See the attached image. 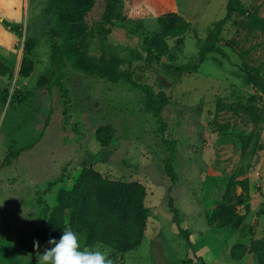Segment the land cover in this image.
Instances as JSON below:
<instances>
[{
    "label": "rangeland",
    "instance_id": "obj_1",
    "mask_svg": "<svg viewBox=\"0 0 264 264\" xmlns=\"http://www.w3.org/2000/svg\"><path fill=\"white\" fill-rule=\"evenodd\" d=\"M242 1L264 16V0ZM34 3L40 14L32 17L31 12L28 36L37 40L36 68L29 77L17 72L11 80L0 75V264H36L34 236L57 204L60 190L72 188L88 164L111 178L138 180L147 187L150 218L141 245L126 253L105 245L91 248L106 250L113 264H258L253 252L234 259L232 248L239 242L251 246L264 236V129L263 149L247 174L250 192L238 207L242 213L245 206L250 209L245 226L211 224L209 212L224 200L240 165L244 150L239 131L254 127L246 116L221 109L217 101L232 102L235 93L245 92L264 104V93L248 82L243 71L244 61L264 65V33L252 27L248 17L235 14L220 42L228 56L212 52L197 71L180 73L177 66L198 60L213 23L226 14L228 0H125L126 18L116 20L106 34L99 22L105 1L99 0L91 16L95 34L90 37V53L118 57L121 69L132 70L137 80L169 97L163 114L168 132L179 142L174 180L165 169L167 145L156 117L145 110L141 89L68 65L64 85L71 102L64 111L66 94L53 85L57 75L49 32L52 27L58 30L61 50L67 34L58 25L57 9L46 14L50 0H31L32 7ZM168 10L183 15L192 27L183 44L169 38L170 50L158 59L146 51L143 39L161 31L159 17ZM42 75L49 80L40 87ZM27 90L33 94L18 102ZM105 124L116 129L108 148L96 137L97 128ZM241 192L238 186L236 195ZM79 237L86 247V236Z\"/></svg>",
    "mask_w": 264,
    "mask_h": 264
},
{
    "label": "trees",
    "instance_id": "obj_2",
    "mask_svg": "<svg viewBox=\"0 0 264 264\" xmlns=\"http://www.w3.org/2000/svg\"><path fill=\"white\" fill-rule=\"evenodd\" d=\"M105 4L100 14L99 22L103 33L111 31L110 25L116 20L126 18L125 0H104ZM55 8L59 11L58 25L66 31V46L61 50L56 39L58 30L50 29L53 36L52 62L53 72L57 75L54 86L66 94L65 112L71 102L69 88L64 85L67 77L65 69L70 65L75 70L100 79H107L112 83L124 82L141 89L144 94L145 110L157 119L158 130L163 142L167 145L168 156L165 158V169L169 175L177 179L178 139L168 132L169 123L163 111L169 103V97L164 92H157L150 83L139 81L130 69L120 68V59L116 56L97 57L90 53V37L95 34L91 23V16L99 8V0H50L46 14ZM235 14L250 19L252 27L264 33V16L258 8L252 10L242 0H228L226 14L213 23L208 37L201 47L198 60L193 64L179 65L176 68L180 73H192L199 69L201 64L212 52L228 56V52L220 44L227 25ZM4 26L19 35L22 40L25 35V26L22 22H13L0 15ZM161 31L143 39L146 51L158 59L170 50L169 38H176L178 44H183L186 34L190 31L192 23L176 11L168 10L159 17ZM17 47L19 44L16 45ZM35 38L27 37L24 41V57L20 69L21 77H29L35 70L36 60L33 52L36 49ZM244 56V53H242ZM243 71L250 84L264 93V65H252L244 61ZM0 75L13 79L14 67L0 58ZM48 77L42 75L38 85L46 86ZM33 92L27 90L21 97L22 102L29 98ZM232 102L222 99L217 106L230 108L236 114L246 116L253 124L251 130L239 131L238 141L243 146V156L240 165L227 185L226 195L222 202L209 212V222L223 227L242 229L250 213L248 206L245 212L238 210L245 203L250 192V178L248 173L256 166L261 145L262 130L264 129V104L256 101L255 95L241 92L233 95ZM3 98L7 100V92L3 91ZM97 140L103 148H108L116 138V129L112 124H105L96 130ZM245 176L244 178H239ZM174 178V180H175ZM242 192L236 195L237 187ZM147 187L138 180L127 181L111 178L92 165H84L75 179L72 188H62L57 197V204L49 209L43 224L34 236L44 249L49 247L50 238L59 239L66 226L72 228L78 235L86 236V247L93 248L105 245L118 253L129 252L141 245L145 238L149 224L150 207L145 203ZM68 219V221H67ZM180 232H185L180 229ZM189 237V235H186ZM33 241V242H34ZM254 253L258 264H264V236L252 241L251 246L239 242L232 248L234 259H243L247 254Z\"/></svg>",
    "mask_w": 264,
    "mask_h": 264
},
{
    "label": "crops",
    "instance_id": "obj_3",
    "mask_svg": "<svg viewBox=\"0 0 264 264\" xmlns=\"http://www.w3.org/2000/svg\"><path fill=\"white\" fill-rule=\"evenodd\" d=\"M37 6L38 4L34 3V6L32 7L31 0H0V15L2 17H6L13 22H23L25 24V35L22 39L23 42L17 47L16 45L21 41L19 36L8 30L0 20V58L14 67L15 75L13 79H16L17 72L20 75V69L24 57V41L29 37L31 12L32 17H36L40 14V10H38L40 8H37ZM50 19L51 17L46 18L45 22H49Z\"/></svg>",
    "mask_w": 264,
    "mask_h": 264
},
{
    "label": "clouds",
    "instance_id": "obj_4",
    "mask_svg": "<svg viewBox=\"0 0 264 264\" xmlns=\"http://www.w3.org/2000/svg\"><path fill=\"white\" fill-rule=\"evenodd\" d=\"M38 255L36 264H113L108 252L82 247L80 237L66 226L60 238H50L49 247L40 252L39 241H34Z\"/></svg>",
    "mask_w": 264,
    "mask_h": 264
}]
</instances>
